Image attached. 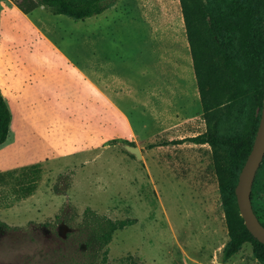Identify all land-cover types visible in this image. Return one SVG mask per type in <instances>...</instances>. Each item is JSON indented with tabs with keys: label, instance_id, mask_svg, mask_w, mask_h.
I'll use <instances>...</instances> for the list:
<instances>
[{
	"label": "rangeland",
	"instance_id": "1",
	"mask_svg": "<svg viewBox=\"0 0 264 264\" xmlns=\"http://www.w3.org/2000/svg\"><path fill=\"white\" fill-rule=\"evenodd\" d=\"M115 1L72 20L41 9L26 16L0 0V90L11 112L0 145V264H60L40 256L50 244L30 238L49 217L76 230L67 264L222 263L223 152L159 145L209 130L180 0ZM55 44L87 74V82L72 75L67 93L56 91L66 85ZM253 197L264 209V157ZM94 216L133 222L103 246ZM222 264L260 263L245 243Z\"/></svg>",
	"mask_w": 264,
	"mask_h": 264
},
{
	"label": "trees",
	"instance_id": "2",
	"mask_svg": "<svg viewBox=\"0 0 264 264\" xmlns=\"http://www.w3.org/2000/svg\"><path fill=\"white\" fill-rule=\"evenodd\" d=\"M22 14L43 9L72 20L97 17L115 0H9ZM204 118L209 130L193 137L159 145L206 144L223 152L225 176L218 172V188L229 240L221 251L222 263L250 244L255 259L264 264V244L246 229L236 202L239 173L252 149L259 125L264 83V0H180ZM199 44L200 50L197 47ZM225 93L223 102L219 92ZM11 112L0 90V145L5 142ZM158 145V146H159ZM150 145V147H155ZM254 183V182H253ZM253 210L264 226V209L253 197ZM130 219L94 216L95 238L106 246ZM87 264H92L89 261Z\"/></svg>",
	"mask_w": 264,
	"mask_h": 264
},
{
	"label": "water",
	"instance_id": "3",
	"mask_svg": "<svg viewBox=\"0 0 264 264\" xmlns=\"http://www.w3.org/2000/svg\"><path fill=\"white\" fill-rule=\"evenodd\" d=\"M131 150L140 156L138 148ZM264 157V83H263V102L259 125L256 131L252 149L239 173L238 183L235 187L236 202L240 216L244 221L246 229L259 242L264 244V226L257 218L251 202V190L256 172ZM222 264V263H221Z\"/></svg>",
	"mask_w": 264,
	"mask_h": 264
},
{
	"label": "flooded vegetation",
	"instance_id": "4",
	"mask_svg": "<svg viewBox=\"0 0 264 264\" xmlns=\"http://www.w3.org/2000/svg\"><path fill=\"white\" fill-rule=\"evenodd\" d=\"M55 217L52 218L54 219ZM50 218H46L43 221H36L37 225L32 229L33 235L30 238L35 241H46V243L51 245V247L39 251L41 257L55 258V263L67 264L70 248L75 240L73 236L76 234V230L68 226L65 218H62L53 227Z\"/></svg>",
	"mask_w": 264,
	"mask_h": 264
},
{
	"label": "crops",
	"instance_id": "5",
	"mask_svg": "<svg viewBox=\"0 0 264 264\" xmlns=\"http://www.w3.org/2000/svg\"><path fill=\"white\" fill-rule=\"evenodd\" d=\"M112 8V7H111ZM41 10H43V9H41ZM40 11V10H39ZM39 11H36L35 13H34V17H37V15L39 14ZM106 12V11H105ZM104 13V12H103ZM102 13V14H103ZM101 37H103V38H105L103 35H100ZM54 43H56V42H54ZM57 45H60V44H57ZM56 44H55V46H54V48L55 49H53L54 50V52L59 56V58L60 59H57V61H56V65H55V67L57 68V71H58V76H60V77H62V78H64V80H65V85H66V87H63V86H60V85H58L57 86V89H56V91L58 90V91H64V93H67V88H69V87H71L72 86V80H71V76L72 75H75L76 76V78H78L79 77V79L80 80H83V81H86L87 82V79H86V77H87V74L83 71V67L82 66H77V65H75V64H73L72 62H67V46H63L62 48H61V46L60 47H58ZM68 52H70V51H68ZM108 63H110L111 64V66L110 65H108L109 67H113L115 64H117L118 62H114V61H111V60H108ZM126 62H121V64H125ZM106 65V64H105ZM118 65H119V63H118ZM76 78H75V80H76ZM78 80V79H77ZM40 87H41V85H40ZM39 87V88H40ZM35 89V88H34ZM23 90V92L21 93V96L19 97V99L22 101L24 98V95L26 96V97H28L27 95H26V89H22ZM3 94V93H2ZM4 96V95H3ZM67 99V98H66ZM108 99H110V100H113V99H115V98H113V97H108ZM116 105V104H115ZM63 109H65V110H67L66 108H67V105H64L63 107H62ZM120 112H121V114L123 115V117H124V119L126 120V122L128 123V125L130 124V118H129V116H128V113L127 112H123V111H121L120 110ZM64 113V112H63ZM65 115H67L66 113H65ZM66 117V116H65ZM45 127V126H44ZM130 129H131V126H130ZM170 141V140H169ZM67 144V142H64V145H66ZM185 143H183V144H176V145H166V146H161V147H166V148H169V147H176V146H182V145H184ZM63 145V146H64ZM193 145H195V146H205L206 144H193ZM224 247V246H223ZM221 251H222V249H221ZM193 264H206L207 262H205V261H203V260H193Z\"/></svg>",
	"mask_w": 264,
	"mask_h": 264
}]
</instances>
